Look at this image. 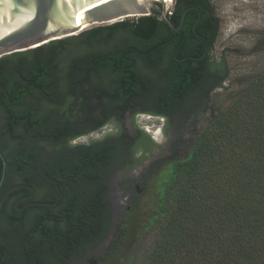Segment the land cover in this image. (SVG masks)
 Wrapping results in <instances>:
<instances>
[{
  "label": "trees",
  "instance_id": "obj_1",
  "mask_svg": "<svg viewBox=\"0 0 264 264\" xmlns=\"http://www.w3.org/2000/svg\"><path fill=\"white\" fill-rule=\"evenodd\" d=\"M188 8L191 9L177 33L160 19L157 7L151 15L93 27L77 36L0 58V109L9 116L7 123L0 126V151L7 163L0 198L9 188L8 171L32 151L21 145V139L32 138L35 110L29 105L22 111L16 109L25 97L35 96L45 104L48 110L37 120L45 123L51 116V103L59 104L61 113L70 108L71 118L79 114L77 87L81 83L113 82V97L104 92L100 100L107 95L111 97L119 116L128 109L134 114L160 116L165 118L164 133L176 131L173 134L176 136L187 132L193 118L211 102L210 94L221 88L229 76L226 60L211 56L220 26L212 1L173 0L169 21L177 26ZM194 8L199 11L195 33L193 24L198 12ZM205 41L207 49L202 56ZM109 43L115 45L113 50H104ZM183 57L186 62L181 61ZM3 78L10 80L7 93ZM61 83L67 86L66 101L57 100L61 99L57 96ZM53 85L57 86L53 92L56 96L51 98ZM95 96V91L83 95L86 101L90 100L84 106L87 116L91 113L88 108H95L91 104ZM18 125H23V137L15 131ZM120 126L116 137L68 149L65 155L60 152L54 155L52 164L69 163L68 170L72 173L76 168L77 179L84 180L85 193L58 203L68 212L76 213L70 219L92 215L98 218L88 224L100 226V216L108 210L102 182L108 167L140 164L146 153L151 155L157 147L143 130L136 129V133L129 135ZM55 134L40 129L36 137L58 143L61 139ZM5 139L11 140L10 143L16 140L7 155L3 150L8 146ZM189 143V157L164 188L162 215L143 228L149 238L138 248L142 250L139 264H264V69L229 105L219 109L202 131L194 133ZM139 151L140 157L136 158L134 155ZM42 153L46 159L51 158L47 152ZM173 154L164 156L155 165L174 161ZM1 169L0 160V176ZM137 204L136 198L129 203L120 230L133 228ZM7 210L6 199L0 219ZM24 218L13 215L2 224L0 264H42L49 260L57 245V241L47 242L45 238L34 243L33 233L22 232ZM14 227L22 232L16 240L11 239ZM69 245V240L63 241L64 255ZM114 245L112 242L113 253ZM42 246L47 248L41 251ZM110 258L111 254L103 264H108Z\"/></svg>",
  "mask_w": 264,
  "mask_h": 264
},
{
  "label": "flooded vegetation",
  "instance_id": "obj_2",
  "mask_svg": "<svg viewBox=\"0 0 264 264\" xmlns=\"http://www.w3.org/2000/svg\"><path fill=\"white\" fill-rule=\"evenodd\" d=\"M153 10H157V6L153 8ZM114 46L113 43H109L106 47L104 46L103 49L111 51ZM199 58L189 57V59L195 60ZM186 60V57L181 59L183 62H186ZM3 79L6 82L4 89H6L5 93H7L10 86V80L8 78ZM53 86L54 88L51 90V98L56 96L53 92L57 86ZM65 87L67 86L63 83L58 85L57 89L60 94L58 93L59 95L57 94V96H60L61 99L57 100L66 101L64 99V95H66ZM114 88L115 84L113 82L81 83L80 86L77 87V90L80 91V98L77 99V103L78 108L81 110H79V114L75 115L73 118H71V115L69 114L70 108L62 110L61 113L59 111L60 108H58L59 104L56 105L51 103V113L48 112L51 116L48 115L47 122L38 123L37 120L43 117V114L48 109H46L45 104L40 102L35 96L25 97L22 103L16 106V109L19 111L24 110L28 105L35 110L33 115L35 123L31 126L32 138L23 135V125H18L15 129L18 135H21L22 137L24 136L21 139L23 142L21 145L30 147L32 151L30 154L24 155L20 162L16 163L15 166H12L8 171L6 182L8 183L9 188L7 190L14 186L22 185L27 186V188H18L12 191L9 194L10 196L8 195L6 197L8 210L3 213V216L0 219V228L4 221L9 217L17 215L19 218L20 215H24L25 218L21 219V222L23 223L22 232L33 233L32 240H34V243L42 238H45L47 242L53 240L57 241V245L49 256V260L45 262L46 264H103L110 257L111 253L109 247L114 235L118 231V221H116L115 224V220H113L112 206L119 205L118 207L122 214L129 209V203H132L135 198L138 199L140 192L138 185L135 187L134 193L121 192L118 194L116 193V195L109 194L110 185L108 177L109 173L114 169V166H110L107 169L108 171L102 176V182L105 185L103 198L108 205V210L102 215V217L98 214L100 216V226L88 224L91 222V219H96L98 217L90 215L89 217H81V219L74 218L75 220H73L69 217L76 215V213L68 212L66 209L61 208V205H58L59 202L63 204L66 200H70L72 197L85 192L83 189L84 180L81 178L77 179L76 168H73L72 173L74 175H72L68 170L70 168L69 163H59V165L52 164L54 155L57 152L65 155V152L68 149L85 147L105 138L116 137L119 128L121 127L120 124H122L123 128L126 129V132L129 135H133L136 133V129L143 130V128L136 124V120L139 117L146 115L162 120L164 126V117L152 116L145 113L134 114L130 109L124 111L122 116H119L118 109L113 107L114 100L111 98L113 97L111 93ZM90 91H95L97 96L92 98L91 104L95 108L89 107L88 110L90 109L91 113L90 116H87L85 115L86 108H84V106L85 103L88 104L90 100L86 101L83 95L85 92L90 93ZM104 92L108 93L111 97H108L107 95L101 102L100 96H103ZM211 96H213V93L210 94V98ZM207 107L208 104L197 113L193 120L197 117H201ZM194 113L195 110L189 114V117L192 118ZM105 119H107V121L104 122ZM8 120L9 116L0 109V126L5 125ZM118 121H120V124H118ZM187 124L188 123H186V125ZM163 126L162 133L166 137H168L169 134H176V131L174 132L171 130L164 133ZM40 129H47L48 131L52 130L56 133L55 135H58V138L61 139V141L58 143H51L37 139L36 136ZM143 131L158 146V143L154 138V133L149 132L148 130ZM95 136L98 138H95ZM180 136L187 137L188 133L186 135L183 133ZM5 142L8 146L4 147L3 150L4 154L7 155L11 152L13 146L16 145V140L10 143L11 140L7 141V139H5ZM154 149H156V147L152 149L151 154ZM44 151L47 152L48 156H51V158L48 157V159H46L42 153ZM140 154L141 152L139 151L134 156L139 158ZM145 156V159H143L140 164L130 162L126 168H122V165L117 166L118 164H116V166L119 169H122V171H126L127 175L130 174L133 178V172L135 173L136 169L146 165L149 170L150 164H148V158L150 155L149 153H146ZM95 167L96 166H92L91 168ZM130 172H132V174ZM147 172L149 173V171ZM147 174H143L141 180L142 184L146 177H149ZM82 175L83 174L79 172L78 176L82 177ZM116 190L115 192H117ZM52 197H54V200ZM44 203H54V205L52 207H47L42 205ZM18 230L17 227H14L13 229L11 228L13 234L11 239L16 240L18 234H22V232H17ZM65 240L70 241V247L65 250L67 252L66 255L63 254V241ZM47 245L50 247L49 244ZM46 248L47 247L42 246L41 251H44ZM45 263L42 262V264Z\"/></svg>",
  "mask_w": 264,
  "mask_h": 264
},
{
  "label": "rangeland",
  "instance_id": "obj_3",
  "mask_svg": "<svg viewBox=\"0 0 264 264\" xmlns=\"http://www.w3.org/2000/svg\"><path fill=\"white\" fill-rule=\"evenodd\" d=\"M211 1L220 22L218 38L211 56L213 59L223 57L226 60L229 68L228 79L221 88L213 92L211 102L208 103L202 116L192 121L185 133V135L188 133L187 137L180 136L179 133L175 137L173 134L166 137L162 133L163 122L160 119L146 115L136 120V124L143 130L154 133L158 146L148 158L149 170L144 165L136 169L135 173L133 172L134 177L132 178L117 165L109 173L110 195L121 192L134 193L137 185L140 192L137 199V215L132 220V229L122 228L120 230L119 225H122L121 220L124 217V212L121 214L119 205L112 206L113 220H115V224L118 221V231L112 240L115 243V249L112 247L114 253L111 250V245L109 247L112 253L108 264H139L142 250L139 251L138 248L142 243H147L149 238L143 228L147 227L154 217L162 215L164 188L172 179L178 166L189 157L190 138L194 133L202 131L219 109L229 105L236 94L264 69V0ZM105 25H91L85 30ZM82 32L75 33L79 35ZM39 45L41 46V44H37L32 48L39 47ZM95 138L98 137L95 136ZM171 153H174L173 156L176 158L174 161L160 162L155 165L157 161ZM130 173L132 174V172ZM143 174H147L149 177H146L142 184Z\"/></svg>",
  "mask_w": 264,
  "mask_h": 264
},
{
  "label": "water",
  "instance_id": "obj_4",
  "mask_svg": "<svg viewBox=\"0 0 264 264\" xmlns=\"http://www.w3.org/2000/svg\"><path fill=\"white\" fill-rule=\"evenodd\" d=\"M156 6L159 7L160 19L175 33L179 32L185 14L191 9L184 10L178 25L174 26L168 19L173 0H0V58L33 49L32 46L37 44L76 36L74 33L78 29L87 26L151 15ZM194 9L198 12L193 24L195 33L199 11ZM206 49L207 41L202 55ZM0 160L1 187L6 171V160L1 151ZM18 188L27 186H14L7 190L0 198V210L6 197ZM42 205L52 207L54 203Z\"/></svg>",
  "mask_w": 264,
  "mask_h": 264
},
{
  "label": "bare ground",
  "instance_id": "obj_5",
  "mask_svg": "<svg viewBox=\"0 0 264 264\" xmlns=\"http://www.w3.org/2000/svg\"><path fill=\"white\" fill-rule=\"evenodd\" d=\"M170 1H172V0H170ZM88 27H90V26H87V27H85V28L78 29V31H76V32H77V33H80V32H82V31H84L85 29H87ZM77 33H74V34H77Z\"/></svg>",
  "mask_w": 264,
  "mask_h": 264
},
{
  "label": "built area",
  "instance_id": "obj_6",
  "mask_svg": "<svg viewBox=\"0 0 264 264\" xmlns=\"http://www.w3.org/2000/svg\"><path fill=\"white\" fill-rule=\"evenodd\" d=\"M169 14H170V12H169Z\"/></svg>",
  "mask_w": 264,
  "mask_h": 264
}]
</instances>
